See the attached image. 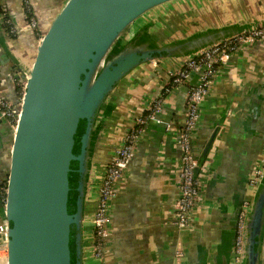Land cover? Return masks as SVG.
<instances>
[{
    "label": "crops",
    "instance_id": "1",
    "mask_svg": "<svg viewBox=\"0 0 264 264\" xmlns=\"http://www.w3.org/2000/svg\"><path fill=\"white\" fill-rule=\"evenodd\" d=\"M66 1L32 0L39 25L35 33L26 27L22 0H0V8L7 9L18 30L9 34L0 12V90L10 101H18L15 77L29 71L43 34ZM226 11L232 15L227 24H264V0H174L140 20L143 24L152 21L153 30L164 29L161 41H168L174 31ZM178 62L177 58L167 57L157 65L140 66L106 103L111 110L97 141L85 206L84 264H176L177 251L184 254L183 264H222L224 255L234 252V214L237 205L253 199L249 179L264 154V39L240 48L219 68L202 102L194 145L196 154L204 156L199 171L207 178L206 192L194 214L193 225L187 229H180L175 223L181 163L178 135L185 120L187 86L164 91ZM162 93L164 121L145 126L131 164L116 184L110 209L112 241L103 259L98 260L92 251L96 183L135 118ZM256 105L258 110L252 113ZM168 121L174 123L170 129L165 124ZM13 136L12 128L1 123L3 174L9 168ZM1 221L0 218V224ZM2 240L0 236V243ZM261 261L264 264V235ZM0 264H6L3 254Z\"/></svg>",
    "mask_w": 264,
    "mask_h": 264
},
{
    "label": "water",
    "instance_id": "2",
    "mask_svg": "<svg viewBox=\"0 0 264 264\" xmlns=\"http://www.w3.org/2000/svg\"><path fill=\"white\" fill-rule=\"evenodd\" d=\"M171 1L67 0L49 24L27 72L6 199L0 196L7 264H84L85 206L109 97L142 65L181 60L258 25L211 26L168 42H160L164 29L153 30L152 21L125 32ZM197 156L202 162L204 156ZM243 203L234 214L235 229ZM247 228L244 264H261L264 177L254 191ZM229 254L222 264L233 263Z\"/></svg>",
    "mask_w": 264,
    "mask_h": 264
},
{
    "label": "built area",
    "instance_id": "3",
    "mask_svg": "<svg viewBox=\"0 0 264 264\" xmlns=\"http://www.w3.org/2000/svg\"><path fill=\"white\" fill-rule=\"evenodd\" d=\"M26 15V27L33 32L39 30L37 17L33 12L32 0H22ZM7 9L2 14L3 27L9 34H16ZM264 39V24L256 25L246 31L236 33L221 39L185 58L179 60L177 68L170 74L164 91L186 85L185 120L179 131V145L181 149V163L179 165L178 199L175 203V223L180 229H187L193 225L194 214L202 205L206 192V177L200 173V161L195 152V140L201 120L202 102L209 94L212 82L219 68L229 62L231 57L245 45L253 44ZM162 59H156L150 64L157 65ZM28 73L17 75L14 82L17 87L18 101H10L0 90V124H8L13 132L16 129L20 115V106L25 92ZM168 86V87H167ZM164 93L155 98L145 112L135 118L134 125L126 131L122 141L100 175L97 184V206L92 217L93 256L101 260L112 241L111 202L116 194V184L124 176L131 164L137 143L150 122H163ZM166 127H173V122H166ZM264 177V154L255 165L249 181L251 191H255ZM8 177L0 172V196L4 201L7 193ZM252 200H245L239 213L236 226L235 249L233 264H244L246 243L248 236V218ZM0 236L4 238L0 243V255L3 254L7 264L6 226L0 224ZM184 254L176 252V264H183Z\"/></svg>",
    "mask_w": 264,
    "mask_h": 264
},
{
    "label": "rangeland",
    "instance_id": "4",
    "mask_svg": "<svg viewBox=\"0 0 264 264\" xmlns=\"http://www.w3.org/2000/svg\"><path fill=\"white\" fill-rule=\"evenodd\" d=\"M226 12L227 13H225V14H223V12H222V13H219V14H216V15H211V17H208L205 20H201L199 23H195L194 25L191 24V26H189V27L187 26L184 29L182 28L181 30L174 31L172 33L170 39H166V40H168V41L170 40L171 41L173 39H179V38L187 37V36H189L190 34L194 33L197 30H200L202 28H207L206 26H211V25L220 26L221 24L225 25L229 21L228 18H232V15L228 14L229 11H226ZM148 13H150V12H148ZM141 25H143V21L138 19L125 32H129L130 30H132L134 28H138ZM176 26H174V29H176ZM167 32H169L168 29H167ZM168 41H161V42H168Z\"/></svg>",
    "mask_w": 264,
    "mask_h": 264
},
{
    "label": "trees",
    "instance_id": "5",
    "mask_svg": "<svg viewBox=\"0 0 264 264\" xmlns=\"http://www.w3.org/2000/svg\"><path fill=\"white\" fill-rule=\"evenodd\" d=\"M7 11V10H6ZM0 12L2 13L3 12V8H0ZM7 16H9V13L7 11ZM10 17V16H9ZM164 56H167L166 53L163 54ZM159 57H161V55H159ZM168 87V86H167ZM2 173V172H1ZM3 174V173H2ZM4 176H7L8 177V174H3ZM76 197H77V193H75L74 195V198L73 200L75 201L76 200Z\"/></svg>",
    "mask_w": 264,
    "mask_h": 264
},
{
    "label": "flooded vegetation",
    "instance_id": "6",
    "mask_svg": "<svg viewBox=\"0 0 264 264\" xmlns=\"http://www.w3.org/2000/svg\"><path fill=\"white\" fill-rule=\"evenodd\" d=\"M139 28V27H138ZM138 28H136V30L138 29ZM135 29H132V30H130L131 32L133 31V33L136 31Z\"/></svg>",
    "mask_w": 264,
    "mask_h": 264
}]
</instances>
